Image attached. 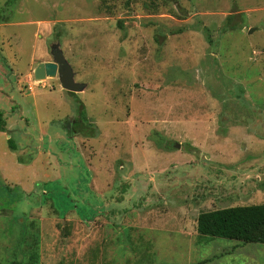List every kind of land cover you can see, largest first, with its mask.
<instances>
[{"label":"rangeland","instance_id":"374dc122","mask_svg":"<svg viewBox=\"0 0 264 264\" xmlns=\"http://www.w3.org/2000/svg\"><path fill=\"white\" fill-rule=\"evenodd\" d=\"M56 46L81 92L34 79ZM0 113V264H264L196 231L264 204V0H0Z\"/></svg>","mask_w":264,"mask_h":264},{"label":"trees","instance_id":"16d2710c","mask_svg":"<svg viewBox=\"0 0 264 264\" xmlns=\"http://www.w3.org/2000/svg\"><path fill=\"white\" fill-rule=\"evenodd\" d=\"M5 120L0 113V132H6ZM83 134H89L82 125ZM196 231L205 238H222L242 243L264 245V204L234 206L199 214Z\"/></svg>","mask_w":264,"mask_h":264},{"label":"water","instance_id":"95a60500","mask_svg":"<svg viewBox=\"0 0 264 264\" xmlns=\"http://www.w3.org/2000/svg\"><path fill=\"white\" fill-rule=\"evenodd\" d=\"M251 32L252 30L249 31ZM50 54L52 61L39 64L33 72L34 79L42 81L57 78L62 90L72 93L81 92L85 85L75 83L72 68L58 46L52 48ZM174 147L179 149L180 145L175 144Z\"/></svg>","mask_w":264,"mask_h":264},{"label":"crops","instance_id":"0c3cea01","mask_svg":"<svg viewBox=\"0 0 264 264\" xmlns=\"http://www.w3.org/2000/svg\"><path fill=\"white\" fill-rule=\"evenodd\" d=\"M46 62H49V61L46 60L42 63H46ZM39 64H41V63L38 62V65ZM46 80H53V79H46ZM54 80L58 81L57 78H54ZM252 124H253V126L254 125H258V126L264 125L263 123H260V122L257 124H254V123H252ZM242 125L246 126L248 124L244 123ZM248 132H250L254 135V138L252 139L251 146H257V147L256 148L251 147V149L249 151H247L243 154L237 152L238 155H235V157H238V156L244 157V158L248 159V162H250L249 173L245 176V178H247V180L250 179L249 175L251 176V178H253L252 182L246 183V185H245V186H247V188L249 190L252 184H253V186L258 187L257 185L260 184L261 181H264V128L254 129V130H250ZM229 139H231L230 135H229ZM227 143H228V145H226V146L228 147L229 152H230L231 148H233V146L236 145V142L233 140V143H232L231 140H228ZM235 147H237V146H235ZM223 148H224V146H223ZM255 149H258V150H255ZM261 183H263V182H261ZM253 193L254 192L252 191V194ZM255 193L256 194H253L255 197L264 198V193H261L260 190L256 189ZM256 205H260V204H256Z\"/></svg>","mask_w":264,"mask_h":264},{"label":"flooded vegetation","instance_id":"af4514ba","mask_svg":"<svg viewBox=\"0 0 264 264\" xmlns=\"http://www.w3.org/2000/svg\"><path fill=\"white\" fill-rule=\"evenodd\" d=\"M72 124H73V123H72ZM72 124H70L69 126L71 127Z\"/></svg>","mask_w":264,"mask_h":264}]
</instances>
